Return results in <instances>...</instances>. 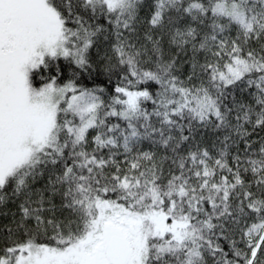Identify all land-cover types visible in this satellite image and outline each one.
Listing matches in <instances>:
<instances>
[{
	"label": "snow or ice",
	"instance_id": "snow-or-ice-1",
	"mask_svg": "<svg viewBox=\"0 0 264 264\" xmlns=\"http://www.w3.org/2000/svg\"><path fill=\"white\" fill-rule=\"evenodd\" d=\"M0 264H264V0H0Z\"/></svg>",
	"mask_w": 264,
	"mask_h": 264
},
{
	"label": "trees",
	"instance_id": "trees-1",
	"mask_svg": "<svg viewBox=\"0 0 264 264\" xmlns=\"http://www.w3.org/2000/svg\"><path fill=\"white\" fill-rule=\"evenodd\" d=\"M7 218L5 217H0V226H3L5 223H7Z\"/></svg>",
	"mask_w": 264,
	"mask_h": 264
}]
</instances>
